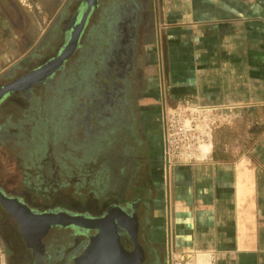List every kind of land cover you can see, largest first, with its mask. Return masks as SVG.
<instances>
[{
  "label": "rangeland",
  "instance_id": "374dc122",
  "mask_svg": "<svg viewBox=\"0 0 264 264\" xmlns=\"http://www.w3.org/2000/svg\"><path fill=\"white\" fill-rule=\"evenodd\" d=\"M82 2L9 0L10 7L2 1L0 10L6 13L8 21L0 13V52L3 55L5 49L7 55L1 63L7 65H0V70L4 69L0 74V87L57 56L68 39L70 19ZM148 2L145 0V4ZM132 3L135 0H98V6L90 13L81 34L78 48L63 66L41 83L25 91L14 92L0 102V189L8 196L18 197L38 211L63 210L95 217L104 210L105 206L101 204L105 198L111 199L118 191L124 192L121 187L124 184L119 185L107 177L105 169L109 165V154L101 157L98 132L102 96H109L117 73L126 74L125 90L133 80L132 75L154 76L158 87L165 74L157 59L154 66L145 65L153 61L152 54L157 58V52L151 54L150 47L144 45V41L147 44L149 39L155 41L153 27L151 36L147 26L138 29L133 55L124 49L127 54L122 53V60L126 58L130 62L126 71H120V64L112 63H118L122 56L116 55L121 48L120 13L124 4ZM12 6L18 7L19 11ZM154 23L152 19V26ZM159 23L160 20L158 28ZM159 37L165 47L164 35ZM137 88L132 81L130 89L136 92ZM159 98L156 104L160 105L162 99ZM184 105L180 102L163 105L161 158L164 163L168 153L173 167L180 162L182 155L188 154L193 158L207 152L206 144L196 142L197 136L202 138L205 130V127L193 125L198 124L192 120L198 119L199 113L184 109ZM167 185L163 178L158 188L153 187L155 213L165 204ZM1 212L6 216L3 210ZM153 219L156 221L157 218L153 216ZM156 225L162 227L158 221ZM8 227L11 232L5 234L13 236L17 242L14 249L18 251L11 264H34L29 253H22L25 248L16 225L9 221ZM164 227L161 228L163 232ZM2 231L0 228L3 255V251L6 253V237ZM44 242L48 249L47 260L42 264H74L72 258L79 253L80 238L75 237L72 230L52 228Z\"/></svg>",
  "mask_w": 264,
  "mask_h": 264
},
{
  "label": "crops",
  "instance_id": "0c3cea01",
  "mask_svg": "<svg viewBox=\"0 0 264 264\" xmlns=\"http://www.w3.org/2000/svg\"><path fill=\"white\" fill-rule=\"evenodd\" d=\"M146 7L157 38L145 47L163 66V105L185 102L212 127L206 153L168 166L165 204L154 216L178 252L264 264V0ZM8 256L3 251V264Z\"/></svg>",
  "mask_w": 264,
  "mask_h": 264
},
{
  "label": "flooded vegetation",
  "instance_id": "af4514ba",
  "mask_svg": "<svg viewBox=\"0 0 264 264\" xmlns=\"http://www.w3.org/2000/svg\"><path fill=\"white\" fill-rule=\"evenodd\" d=\"M2 1L11 7L9 0H0V7L2 6ZM13 8L19 11L18 7L14 6ZM82 9L83 4H81L70 20L77 14L80 15ZM148 12L145 0H135V3L131 5L124 4L119 21L121 48L116 51L117 56L122 53L127 54V52H131L133 55L135 42L138 40V29L141 27L144 29L147 26L150 33L153 26ZM0 13L1 15L3 14L5 21H8L6 13L2 10H0ZM149 23L151 24L150 26H148ZM72 28L68 30V37L70 31L73 30ZM149 36H151V33ZM146 42H152V39ZM144 45H146L145 41ZM152 53L155 52L153 51ZM123 54L118 59V63L112 62L114 65L120 64V71H126V67L130 64L126 58L122 60ZM144 58L147 59L148 56ZM156 59L152 58L153 61L145 65L154 66ZM130 61L132 60L130 59ZM133 66L132 64V70L134 69ZM139 75V73L132 75L133 80L130 81L128 89L125 90L128 81L126 74L117 73L113 89H111L109 96H102L101 106L99 107L100 128L98 137L101 145V157L105 158V153L109 154V169H105L107 177L109 180H116L119 185L124 184V186H121L124 192L118 191V194L112 197L113 199L105 198L101 204L105 206L104 210L98 216L91 217L105 221V219H108L107 216L111 211L112 214L107 221L110 224L107 227V239L102 236L103 229L102 231L98 229V231L91 232L85 231L83 228L55 226L48 229L46 235L41 240L38 241L37 238H34V240L29 241L22 228L23 221L29 219L26 216V212L16 208L14 215H21L24 218L16 216L18 220H15L0 204V228L3 230V234L11 232V230H8V225L9 221H12L18 229L20 241L24 244L25 249L22 253L25 255L29 253L30 255L28 254V256H30L34 264H42L47 258L48 245L44 240L52 228L70 229L74 232L75 237L80 238V243L77 247L79 253L72 258L73 263L76 258L83 255L89 238L96 235L100 238L96 242L95 263L97 264H167L169 252L168 234L164 233L159 225H156L158 220L154 221L153 219L154 198L152 196L153 187L158 188L161 180L163 178L166 179L168 170L166 158L164 159V163L161 158L162 144L164 142L163 124L161 128L162 111L164 109L163 101H161L162 104L160 103V105L156 104L159 97L160 100L162 99V86L161 83H159L158 87L155 86L156 81L154 76H144L141 74L139 77ZM16 79H12V81ZM118 81L123 82L118 84ZM132 81L135 83V86H138L136 92L130 89ZM115 97L117 98L115 99ZM141 99L146 101L141 103ZM153 101L155 103H152ZM160 110L161 115L159 113ZM103 165L104 161L102 160ZM111 168L114 170V173L111 172ZM163 170L165 171L164 174L166 173L164 177L162 176ZM0 191L6 197L18 199L35 214L50 212L71 214L63 210L45 209L38 211L24 203L20 198L8 196L1 189ZM1 210L5 212L6 216L2 214ZM71 215L82 216L84 214ZM111 228H114L112 232L110 231ZM4 237H6L4 244L6 253L10 256L8 260V264H10L18 254V251L14 249L17 242L12 239L13 236L11 237V235L5 234Z\"/></svg>",
  "mask_w": 264,
  "mask_h": 264
},
{
  "label": "water",
  "instance_id": "95a60500",
  "mask_svg": "<svg viewBox=\"0 0 264 264\" xmlns=\"http://www.w3.org/2000/svg\"><path fill=\"white\" fill-rule=\"evenodd\" d=\"M83 9L80 12V15H76L71 20L68 30L72 28L73 30L70 31L69 37L64 44L63 48L59 51L56 57L50 59L42 66L30 71L28 74L0 87V102L10 94L18 91H25L29 89L31 86L35 84L41 83L43 80L51 76L56 70L61 68L63 64L73 55L75 50L79 46V41L81 34L87 24V21L90 17V13L96 8L98 4V0H93V2L89 3L88 0H83ZM75 25V27H74ZM78 28V31H77ZM37 74L34 78H31L32 75ZM14 206L15 208L22 209L26 212L29 221H37L43 217H51L56 218V220L45 224V228L43 230V236L46 235L48 229L51 227H74V228H83L85 231H98V229L94 226H91V223H97L101 219L85 217V215H71L65 212L59 213H43V214H35L33 213L25 204L20 202L18 199L6 197L0 191V204L1 206L15 219L16 216L8 208L7 204ZM33 222V223H35ZM37 223V222H36ZM40 223V222H39ZM23 228V227H22ZM100 238L96 235L91 236L89 238V242L86 249L83 252V255L79 256L74 260L75 264H95L96 261V250H97V243Z\"/></svg>",
  "mask_w": 264,
  "mask_h": 264
},
{
  "label": "built area",
  "instance_id": "2783aa9c",
  "mask_svg": "<svg viewBox=\"0 0 264 264\" xmlns=\"http://www.w3.org/2000/svg\"><path fill=\"white\" fill-rule=\"evenodd\" d=\"M184 109L191 110L193 111L192 113H199L198 110L196 109L188 108L187 103H185ZM192 121L193 123L198 122V124H193L194 126H199L201 128L205 127V130L203 131V134H202V138H199V136H197L196 142H201L203 144L207 143L206 141L207 135L210 132V128H212L211 124L205 122L206 121L205 117L201 115V113H199L198 119H194ZM166 156H167L166 161H167V167H168L171 163V160L168 156V153H166ZM183 156L184 155H182L180 159H184ZM185 156L188 157L189 155L186 154ZM0 264H3V255H2L1 249H0ZM167 264H217V257L214 254H211L207 256L206 258L201 259V257L198 254H195L194 252H183V251L178 252L174 248H172L171 245H169Z\"/></svg>",
  "mask_w": 264,
  "mask_h": 264
},
{
  "label": "bare ground",
  "instance_id": "6f19581e",
  "mask_svg": "<svg viewBox=\"0 0 264 264\" xmlns=\"http://www.w3.org/2000/svg\"><path fill=\"white\" fill-rule=\"evenodd\" d=\"M88 2L91 3V2H93V0H88ZM77 31H78V28H77ZM35 76H37V74L32 75L31 78H34ZM6 204H7L8 208L11 209V211L15 214L16 213V211H15L16 208L14 206L10 205L9 203H6ZM111 214L112 213L110 211L109 215L107 216L108 219L107 220L105 219V221L102 220V221H98L97 223H91V226H94L97 229H100L101 231L103 229L102 236H104L106 239H107V236H108L107 235V233H108L107 232V227H109V225H110V224L107 223V221L110 219ZM16 216L18 218L22 217L21 215H16ZM22 218H24V217H22ZM33 220L34 219H32V221H29V219L25 220V221H23V224H22L21 221L20 222H21V224L23 226V230L26 233V237L28 238V240L32 241V240H34V238H37V240L39 241L43 237V230L45 228V224H48V223L56 220V218L43 217V218H40L39 220H37L36 221L37 223L35 221H33ZM33 222H35V223H33ZM104 228H106V229H104ZM112 230H114V228H111L110 231L112 232ZM95 264H97V263H95Z\"/></svg>",
  "mask_w": 264,
  "mask_h": 264
}]
</instances>
